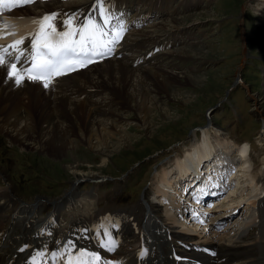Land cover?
I'll return each mask as SVG.
<instances>
[{"label": "bare ground", "instance_id": "6f19581e", "mask_svg": "<svg viewBox=\"0 0 264 264\" xmlns=\"http://www.w3.org/2000/svg\"><path fill=\"white\" fill-rule=\"evenodd\" d=\"M90 1L91 0H69L59 4H50L49 2L44 4L37 3L30 7H26L24 11H12L8 14H13L15 16L36 15L39 17L53 12L71 14L76 13L77 7L87 4ZM121 1L126 3V6L130 11L135 13V16L138 14L140 18H148L149 10L147 11L145 6L139 7L141 9L137 10L133 6L135 0ZM140 1L141 0H137L138 3ZM142 9L146 12L143 16L141 15ZM173 13L174 8L169 2H165L162 7L157 8V12L153 14V16L162 18L164 20L162 23H167L173 22L171 19H176L171 17ZM62 18L67 17L64 15ZM181 23L186 24L188 22L182 21ZM176 24L178 25V23ZM169 25L170 28H175V22L163 26L168 27ZM57 26L60 27V24L57 23ZM177 28H179V25ZM137 30L134 31V34L137 33ZM30 31L31 28L29 23H26L21 25L18 33L27 34ZM169 36L177 40L173 37V32H171ZM134 42V44L129 43L128 37H125V39H123V51H125V54L120 59H108L99 65L86 68L78 73H73V75L68 78L67 82L63 85H58L55 91L52 90L50 86L45 88L42 83L38 82L26 83L19 87H14L12 85V80H7V82H5L6 72L0 71V133L9 137L13 140L14 144L19 145L23 149L33 145L35 148L50 152V154L63 155L68 148H74L78 144H84L88 148L104 156L102 157L104 160H102L100 165L105 163L109 156L110 149H113L115 146L114 139H117L119 142H123L127 137L129 140L133 139L128 134L125 126H123L124 124H118V119L124 120L122 116L120 117L121 113H119V111L122 112L125 108L135 109L136 112L138 111L142 115L144 125H150L151 122L148 119H150L149 117L152 116L154 110L161 111L165 114L163 111L164 104L159 102L156 98L159 93L164 92L165 94H173L175 97L186 100L183 93H176L174 88L172 86L170 87L171 83H177L175 79H171V77H176V75L173 71H166V73H168L167 75L159 73L158 71L160 69L155 68H157L160 63L151 62L152 60L154 61V57L138 64L136 66L137 68L131 67L129 63L126 62L128 58L126 55V52H128L126 47H131L132 51H135V44L140 41L135 39ZM261 46L260 51L264 52V44L261 43ZM180 50L182 49H179L178 52ZM178 54L181 55L185 53L179 52ZM152 71L166 78H161ZM181 76L184 78L189 77L187 78V83H195L198 80L195 75ZM199 76L203 77V75ZM197 83L199 84L200 82ZM147 86H151L152 89ZM153 92H156V95ZM258 110L259 113L256 111V116L264 122L263 112L260 108H258ZM149 125L146 126V130L150 129ZM204 137L206 138V135H204ZM219 140L222 143H229V140L221 135H219ZM238 151L239 156L245 158V146H242ZM209 153L208 146L206 145L205 148L203 142H200L197 146L192 148L191 154L200 157L203 155L207 156ZM245 163V161L240 163L238 167L240 173H242V170H245ZM177 164L181 172L185 171L182 162L177 161ZM262 164H264V161ZM78 166L79 165L76 163H68L66 170L72 173L75 179H93L89 178V176H85L88 173L81 172ZM0 173L3 174L4 180L7 181L5 186H0V203L4 202L5 204V207L0 210V256L2 259L6 256V259H4L6 263L8 260H15L14 253L17 243L9 242V239L14 236L13 231L15 225L18 221L22 225L25 222L33 220L34 226L42 221V211L48 208L46 201L55 203L52 208V213L57 214V210L64 212L65 217L61 220L57 214L62 228H65L67 225L70 226L72 223L77 225L92 221L98 214L104 213L101 211V208L96 207V205L90 207L93 202L88 201L86 195L80 196V194L77 193L78 188L76 184L71 185V188H73L71 191L72 197L69 196L66 203H63V201L56 203L57 201H53V199L47 197H42L38 203H35L33 202L34 200L23 199L20 194L12 188V184L9 183L2 168H0ZM255 174L258 180L264 182V165L255 171ZM90 176L98 177L95 174H91ZM101 176L102 175H99V177ZM167 176L168 171L164 168H162L160 173L154 175L153 185L156 193L159 191V187L155 185L156 182L161 181L167 184L170 183V181L167 180ZM251 187L253 188V185ZM237 190L241 189L236 187L234 192ZM232 192L233 191L230 190L229 193L231 194ZM81 199L85 200V202H79ZM223 200L224 198H221L220 202ZM232 200L233 198H230L226 203H219L217 208H211V210L207 208L206 210L209 211V215L213 214L214 216L217 211L222 209V206L227 205L228 208L235 206V203L229 204ZM27 203H29L30 206V208H27L28 213L22 215L20 212L26 209ZM98 203L99 201L96 202V204ZM17 206V215L13 222H10L11 214ZM251 206L253 211L252 217L245 216L242 220L241 217L244 213L243 207L238 209L233 217L238 223L241 222L240 225H247L249 228L247 234L239 237L238 240V235L234 234L232 230L236 227L238 228L240 225L228 230L232 225L227 222V226L220 232L214 231V228L217 229V227L214 226L213 228L215 224H212L210 220L207 221L209 216H206V223L203 226H199L194 221H191V223L188 221V225L182 224L181 226L180 222L175 221V214L173 212L168 216L167 213L162 211L161 205L155 204L149 200H147L145 204L138 203L136 206L129 207L128 210L125 211L116 210L113 212V215H121L123 218L122 227L119 230L120 234L123 235V244L116 255L126 257V264H136L134 250L137 249L136 245L139 243L141 237H146L148 234L151 238V244H154V260L158 259L159 254L162 258H167L170 253L171 245L175 244L177 239H185V232L191 230L195 235L194 239L197 241L205 242L213 236L220 241L226 240V242L223 241L218 243V258L225 257L222 264H264V196L258 198L256 203H252ZM219 208L221 209L219 210ZM248 208H250V205L246 206V210ZM87 209H89V211H87ZM146 210L149 213H154L163 222V225L160 227L154 222L144 221ZM212 210H215V213ZM17 218L18 220H16ZM102 221H104V219H102ZM33 226H31L29 230H32ZM10 228L12 229L10 233H8ZM151 228L153 229L152 231ZM163 230L166 233L170 231L172 239L169 240L165 238L163 236ZM18 231H20V229ZM231 232L233 234H231ZM28 237L29 235L20 236L18 243L26 242ZM248 241H252L253 244L243 245L244 242ZM254 243H256L257 249H255ZM17 256H22L23 258V254H18ZM255 259H257L256 262ZM152 261L153 260H150L149 264H151Z\"/></svg>", "mask_w": 264, "mask_h": 264}, {"label": "rangeland", "instance_id": "374dc122", "mask_svg": "<svg viewBox=\"0 0 264 264\" xmlns=\"http://www.w3.org/2000/svg\"><path fill=\"white\" fill-rule=\"evenodd\" d=\"M242 2L243 0H212L210 2V7L213 11H197L198 9L196 8L184 9L179 14L178 19L181 18L182 21L193 25H196V22L198 21H207L209 18H214L215 16L220 18L226 15L237 19L236 15L238 16L239 6ZM176 19H171V21L175 22V27L178 29L177 26L179 24H176ZM173 22L160 23L161 25L159 24V26L164 28L163 31H167L169 28L167 27L166 29L163 25ZM237 23L238 21H236V23H233V20L230 21L227 29L220 30L216 36L208 41L209 46L217 51L214 53V56H219L220 54L224 55V60L219 64L222 65L220 68L210 70L204 74L195 75L198 78L195 83H187V78L189 77L184 78L181 76L182 74L178 72L174 73L176 77H171V79H175L177 83H171L170 87L172 86L176 93H183L186 100L175 97L173 94H165L164 92L159 93L156 98L159 102L164 104L163 111L165 114L161 111L154 110L152 116L148 119L151 122L150 125L147 124L150 126L149 130H146L147 125H144L142 115L138 111L136 112L135 109L132 110L130 108H125L128 111L122 113L123 115L120 114V117L122 116L123 118H126V120L122 119V122H120V120L117 122L124 124L123 126H125L128 134L133 139L129 140L127 137L123 142L114 139L115 146L113 149H110L109 156L102 165L100 164L102 160H104V158H102L104 156L95 152L93 149L88 148L84 144H78L74 148H68L63 155L50 154V152H47L44 149L40 150L35 148L33 145L23 149L19 145L14 144L13 140L9 137L0 133V167H3L6 170V174L14 184L12 188L15 187L17 192L22 197L26 198V200H35L46 192V194L51 197H58L65 191V189H57L55 191H47V189L54 183V180H75L74 175L66 170L68 163L78 164L81 172L88 173L85 176H89V178H97L91 177V174H95L98 177L99 175L110 177L109 175H116L121 170L126 169L133 161H137L145 155H148V153H151L160 147H166L173 141H176L177 132H186L188 127L201 124L203 122L201 117L205 109L221 99L225 88L233 81L236 74L239 64V57L236 56V53L242 46L241 35L238 30L239 24L237 26ZM246 23L247 27L251 28L253 23L250 21V16L247 17ZM181 24L184 25L183 23ZM262 26L264 27V25ZM253 38L254 37L249 33L248 41L246 36V51L250 49L252 53H256L257 51H260L262 46L261 43L258 44L256 39ZM186 50L188 49H182L179 52L185 53ZM211 53V51L204 49L202 50L201 56L208 57L207 55H211ZM258 55L264 56V52L260 51V53L258 52ZM152 72L155 73L154 71ZM199 75H203V77ZM158 76L161 77L160 74ZM161 78L166 77L162 75ZM197 82L200 83L198 84ZM147 87L152 89L151 86ZM156 92L153 93L156 95ZM233 92H235V90ZM257 92L258 91L255 92L256 95ZM263 92L258 93L257 99H259V101L256 106L262 110V114L264 115ZM254 107L255 106H252V118L244 124L243 135L246 138H249L252 133L257 134V136L260 135L258 130L261 126V121L256 116L257 110L255 111L253 109ZM119 113H121V111H119ZM238 113L240 117H242L245 114L244 108H240ZM254 116L256 120L254 119ZM238 137L241 138V136ZM97 157L101 159H98ZM120 157L124 158L118 160ZM43 173H46V175L43 176ZM82 179L83 178H79V180ZM33 180H36L37 183L35 184L41 187H36ZM51 180L53 181L50 182ZM76 180L79 181L78 179ZM35 194L36 196H33ZM119 196L122 198L118 201H126V197H123L122 194ZM232 203H235V201L232 200L229 202V204ZM4 207V202H1L0 210ZM16 215L17 211L13 216V219L11 220L10 218L9 221L13 222Z\"/></svg>", "mask_w": 264, "mask_h": 264}, {"label": "snow or ice", "instance_id": "6c2138e0", "mask_svg": "<svg viewBox=\"0 0 264 264\" xmlns=\"http://www.w3.org/2000/svg\"><path fill=\"white\" fill-rule=\"evenodd\" d=\"M33 0H24V3H32ZM106 0H96L93 8L99 7V14L105 24L112 19V15L105 7ZM5 0H0V10ZM18 6L9 3L8 7ZM66 15L67 18H62ZM78 13L62 14L53 12L45 14L42 18L33 20L37 28L28 34L31 37L30 45L26 46L28 37H20L11 44L0 45V71L6 72V80H13L16 86H21L25 80L40 82L48 88L55 77L61 76L65 71L74 70L75 66L86 67L87 63L93 62V57L103 58L110 54L112 48L122 37L126 26L122 23L119 29L114 31L111 40H103L101 37L108 35L103 27L96 23L94 16L77 23ZM57 23L61 29L58 30ZM7 27V24L4 25ZM7 33H5L6 35ZM79 39H74L75 36ZM31 65L28 67V65ZM19 65V67H18ZM201 192L204 190L201 189ZM264 195V193H262ZM195 215V214H194ZM106 240L100 241V246L108 251H114L117 241L110 233L105 232ZM28 247L19 249L23 252ZM75 247L70 241L60 252L51 253L53 261L63 259L64 252ZM147 250H141L139 256L143 259ZM44 252L33 253L27 264H38L37 258L43 257ZM65 264H112L111 261L102 260L101 257L92 252L78 251L74 256L69 252Z\"/></svg>", "mask_w": 264, "mask_h": 264}]
</instances>
